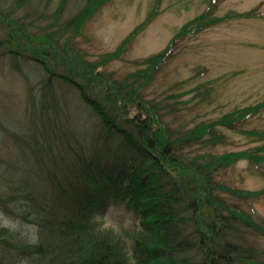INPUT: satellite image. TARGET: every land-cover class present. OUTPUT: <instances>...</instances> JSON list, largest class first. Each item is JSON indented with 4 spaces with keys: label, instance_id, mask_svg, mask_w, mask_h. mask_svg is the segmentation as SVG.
Returning a JSON list of instances; mask_svg holds the SVG:
<instances>
[{
    "label": "trees",
    "instance_id": "obj_1",
    "mask_svg": "<svg viewBox=\"0 0 264 264\" xmlns=\"http://www.w3.org/2000/svg\"><path fill=\"white\" fill-rule=\"evenodd\" d=\"M110 1L95 0L90 7L88 0L84 11L65 20L68 0H0V56L9 55L16 70L20 60L34 61L48 75L31 98L35 112L22 125L28 132L15 133L17 150L10 158L0 156V209L22 223L19 229L0 227V253L29 264H264L254 238L264 236V219L252 206L264 190L219 180L241 160L264 165V145L212 151L227 143L221 128L234 129L264 111V104L242 116L235 112L187 128L177 119L188 101L172 100L184 93L145 98L182 37L231 17L203 23L220 1L211 0L161 54L142 62L147 69L124 80L114 81L96 67L67 71L56 64L57 54L77 52L75 38ZM161 3L156 0L153 12L129 35L121 56L159 16ZM25 39H37L42 48L31 49ZM59 82L74 86L98 121H71ZM105 82L109 93L98 95L96 88ZM210 91L203 84L186 93L195 92L198 103L208 100ZM0 127L16 132L1 121ZM253 134L264 140V131ZM109 205L124 209L134 222L119 231L103 227L98 212ZM24 226L34 229L27 233Z\"/></svg>",
    "mask_w": 264,
    "mask_h": 264
},
{
    "label": "rangeland",
    "instance_id": "obj_2",
    "mask_svg": "<svg viewBox=\"0 0 264 264\" xmlns=\"http://www.w3.org/2000/svg\"><path fill=\"white\" fill-rule=\"evenodd\" d=\"M210 1L162 0L159 16L136 36L129 49L121 56L123 44L150 14L156 0H111L100 8L83 33L75 38L73 44L77 52L69 55L66 53L63 58L57 54L60 62L56 64L63 63L61 65L67 71L78 67L81 70L96 67V72L113 75L114 81L124 80L139 70L147 69L148 65L142 62L161 54L189 22L202 15ZM94 2L95 0H90L89 6H94ZM87 5L88 0H68L64 19H72L84 11ZM256 11L259 16H256ZM228 16L231 20L182 37L145 90L146 99L167 94L177 97L184 93V97L172 100L188 101V109L181 111L177 119L187 128L222 120L235 112L242 116L250 108L264 104V0H220L208 21L204 19L203 23ZM197 24L194 28H197ZM18 28L16 26V30ZM24 43L35 51L42 48L37 39H25ZM48 51L52 56L56 54L55 50ZM107 58L110 60L105 61ZM20 61L21 70H16L9 55L0 56V121L16 131L8 134L0 127V156L7 158L17 150L13 140L15 133H21L22 130L28 132L22 125L26 121H32L31 115L35 110L31 105V98L39 94L41 82L48 79V75L36 62ZM79 81L86 84L84 80ZM203 84L207 85L208 90L212 87L213 91L208 93V100H199L197 103L195 92H186ZM102 86L105 87L96 88V93L108 94L110 84L105 82ZM58 87L60 95L64 97V111L71 121H86L87 124L98 121L74 86L59 82ZM87 107L89 111L86 110ZM221 130L226 135L227 143L218 145L212 149L213 152L221 154L255 150L264 145L262 137L253 134L255 131H264V111L239 122L234 129ZM219 180L240 189L261 191L264 190V165L241 160L221 172ZM252 206L256 210V216L264 219V196L254 200ZM98 217L103 221V227L117 231L134 222V218L118 205H109L98 212ZM2 226L19 229L22 223L0 209V227ZM32 229L34 228L24 226L27 233H31ZM254 238L258 248L264 251V236ZM0 264L29 262L0 253Z\"/></svg>",
    "mask_w": 264,
    "mask_h": 264
}]
</instances>
